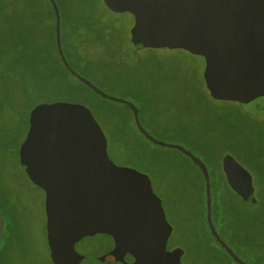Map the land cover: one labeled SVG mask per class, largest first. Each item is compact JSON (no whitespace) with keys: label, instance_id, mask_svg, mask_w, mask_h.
<instances>
[{"label":"rangeland","instance_id":"1","mask_svg":"<svg viewBox=\"0 0 264 264\" xmlns=\"http://www.w3.org/2000/svg\"><path fill=\"white\" fill-rule=\"evenodd\" d=\"M55 1L68 63L103 92L133 103L141 125L154 138L180 145L206 164L215 229L240 259L264 264V116L243 103L213 99L203 80L201 56L180 48H135L129 34L132 14L110 11L102 0ZM32 4L40 14H33ZM17 8L21 21L34 25L36 39L21 60L14 61L15 50L0 59V209L4 225L14 226L0 264H52L44 191L26 176L18 149L28 132L30 111L54 103L83 106L106 138L109 159L149 177L172 228L166 247L182 248L181 264H236L208 232L199 169L177 149L144 138L127 105L101 98L58 65L55 19L45 0H21ZM86 26L103 33L110 28L107 48L81 43L79 50L73 49L76 28ZM47 62L54 75L46 69ZM61 79L73 87H58ZM224 155L251 175L255 202L237 196L227 183ZM121 232L119 222L102 226L90 248L96 254L114 249L120 245ZM3 235L0 245L6 227ZM78 242L76 248L85 252L87 246ZM77 264L103 263L88 256Z\"/></svg>","mask_w":264,"mask_h":264},{"label":"water","instance_id":"2","mask_svg":"<svg viewBox=\"0 0 264 264\" xmlns=\"http://www.w3.org/2000/svg\"><path fill=\"white\" fill-rule=\"evenodd\" d=\"M54 14L57 54L66 70L103 99L129 107L137 130L155 145L177 149L199 168L204 180L205 219L209 233L237 264L240 259L220 237L211 220V184L206 164L180 145L154 138L141 125L137 107L108 95L77 73L66 60L60 40V14ZM113 12L133 16L129 29L135 48L184 49L204 60L203 80L216 100L243 103L264 116V0H102ZM28 132L18 160L28 179L44 191L46 242L52 264H77L92 256L103 264H181L183 250L166 249L171 226L149 177L115 165L106 138L81 105L40 104L29 113ZM222 170L231 189L255 202L251 175L230 155ZM122 224L120 245L99 255L90 247L100 228ZM3 217L0 211V239ZM84 242L85 252L77 243Z\"/></svg>","mask_w":264,"mask_h":264},{"label":"trees","instance_id":"3","mask_svg":"<svg viewBox=\"0 0 264 264\" xmlns=\"http://www.w3.org/2000/svg\"><path fill=\"white\" fill-rule=\"evenodd\" d=\"M45 4H47V7H48L50 13L52 15H54L48 0H45ZM19 5H21V0H8L5 3H3V0H0V59H1V57H3V54H6L7 52L15 50L16 56L14 58V61L16 60V57H18V59L21 60V54H22V56L26 57L25 50L29 48V44L35 42V39H36L35 33H33V31H32V28H34V25L31 23H26V22L21 21V8H17V7H19ZM32 7H31V10H32L34 15L40 14V12H39L40 9L35 7L33 4H32ZM109 31H110L109 27H107L106 33H103L97 29H92V28L88 29V26H86L85 29H83V30L79 29L77 27L76 31L74 33L75 45H74L73 49H75L76 51L79 50L81 48V46H80L81 43H83V44L87 43L88 46H95L96 45L99 47H106L107 48V46L109 45V42L111 41L106 36L108 33L111 32V31L110 32ZM17 54H19V55H17ZM55 57H56L58 65L67 74L72 76L66 70L64 65L62 64V62H61V60L57 54L56 48H55ZM45 67L47 70H50L52 68V65L49 62H47L45 64ZM54 74L55 73H53V75ZM67 86L71 87L72 85L70 83H67L65 80L61 79L60 85L58 87L62 88V87H67ZM0 211H1V209H0ZM1 214H2V212H1ZM2 217H3V215H2ZM5 227H6L5 241L2 243V245H0V262H1L2 257L4 256V254L6 252L7 243L9 241L10 237L12 236L11 232L14 230V228H13L14 226H12V225L10 226L9 222H7L6 226L4 225V218H3V232H2L1 239H0V244L2 241V237L4 236L3 233H4ZM208 232H209V230H208ZM234 263H236V262H234Z\"/></svg>","mask_w":264,"mask_h":264},{"label":"flooded vegetation","instance_id":"4","mask_svg":"<svg viewBox=\"0 0 264 264\" xmlns=\"http://www.w3.org/2000/svg\"><path fill=\"white\" fill-rule=\"evenodd\" d=\"M61 21V20H60ZM60 40H61V33H60ZM61 47H62V44H61ZM63 51V50H62ZM78 55V54H77ZM65 56V55H64ZM131 111V110H130ZM132 114V113H131ZM189 158V157H188ZM190 159V158H189ZM191 160V159H190ZM192 162V161H191ZM193 163V162H192ZM194 164V163H193ZM195 165V164H194ZM196 166V165H195ZM197 167V166H196ZM198 168V167H197ZM199 169V168H198ZM200 171V170H199ZM233 190V189H232ZM235 193V192H234ZM237 196H239L240 197V195H238V194H236ZM241 198V197H240ZM208 228V227H207ZM168 240V239H167ZM173 248H176V246H174V247H171V248H167L166 247V249L167 250H171V249H173ZM180 248V247H179ZM182 249V248H181ZM104 253H106V252H104ZM104 253H101V254H99V255H102V254H104ZM183 255V254H182ZM182 255H181V257H182ZM83 256H84V258H86V257H88L87 255H85V253L83 254ZM181 260V259H180Z\"/></svg>","mask_w":264,"mask_h":264}]
</instances>
